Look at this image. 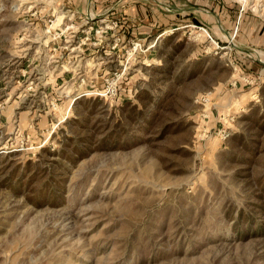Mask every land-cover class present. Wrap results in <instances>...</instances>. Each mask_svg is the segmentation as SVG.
Instances as JSON below:
<instances>
[{
  "label": "rangeland",
  "instance_id": "374dc122",
  "mask_svg": "<svg viewBox=\"0 0 264 264\" xmlns=\"http://www.w3.org/2000/svg\"><path fill=\"white\" fill-rule=\"evenodd\" d=\"M76 3L0 0V264H264V45L186 27L81 53ZM223 3L264 23V0ZM69 136L111 148L73 164Z\"/></svg>",
  "mask_w": 264,
  "mask_h": 264
},
{
  "label": "crops",
  "instance_id": "0c3cea01",
  "mask_svg": "<svg viewBox=\"0 0 264 264\" xmlns=\"http://www.w3.org/2000/svg\"><path fill=\"white\" fill-rule=\"evenodd\" d=\"M223 1L75 0V8L80 14L77 16L79 20V16L85 14L95 15L96 24L102 17L117 18L121 23L119 31L126 36L161 37L170 30L177 32L191 24H198L207 27L216 40L223 41L237 31H246L255 33L253 40H258L259 44L255 42L257 48L264 45V23L246 13L234 11L233 5H225ZM254 60V69H260L259 66H262L264 61L257 58Z\"/></svg>",
  "mask_w": 264,
  "mask_h": 264
},
{
  "label": "built area",
  "instance_id": "2783aa9c",
  "mask_svg": "<svg viewBox=\"0 0 264 264\" xmlns=\"http://www.w3.org/2000/svg\"><path fill=\"white\" fill-rule=\"evenodd\" d=\"M75 15V14H73ZM80 15V14H79ZM67 16V15H65ZM80 19L82 20L81 23H71V24H66V26H64V33L66 31H71L75 33H79L82 32L83 34V39H81L80 41H78V46H74V49H77L78 51H82L81 53H84V46L86 45L87 41L90 39L89 34L90 33H94L95 35H100L103 36V34L107 33L109 34L110 37H112L113 40V44H112V48H118L119 49V45L120 42H123L126 39V35L122 34V32L119 31L121 23L117 18H106V17H102L99 18L98 20V24H96V16L92 15V14H88L85 16L81 15L79 16ZM69 19L73 20V16H70ZM64 25V24H62ZM58 27H61V24H59L56 27H53L52 25H50V27H48L46 29V32L49 34L48 37L45 39V47L48 49L49 52L54 51L57 52L58 49H61V45H57L56 43H53L54 41L50 40V39H56V36H51L50 33L52 31H54L55 33H59L60 31L57 30ZM189 27H191L190 29V33L192 34V32L194 31V29H200L202 30V32H204L206 34V36L211 39L213 41V43H215L217 45V47L219 48V42L217 40L214 39V37L211 35V33L209 32V30L207 29V27L203 26V25H198V24H191ZM76 28V30H74ZM62 31V32H63ZM60 32V33H62ZM52 37V38H51ZM92 38H95V36H92ZM123 39V40H121ZM144 40V39H143ZM101 41H95L92 44V46H98ZM142 42L140 40L132 41V48H133V52H137L138 50H142ZM150 47V46H149ZM152 47V46H151ZM66 48V47H65ZM147 48V47H146ZM122 51L124 53L125 48L124 46H122ZM143 51V50H142ZM132 54V53H131ZM131 54H129L124 62V64L122 65V69H118L117 71L114 72L113 76L106 78V85L103 89L98 90L97 94L100 96H108L111 99H116L121 95L122 89H121V81H123V79L126 77V71L128 69V63L130 61V56ZM85 92H83L80 95H84ZM79 95V96H80ZM203 96V95H202ZM207 97V96H205ZM208 100L210 99V95L208 96ZM203 99V97L201 98ZM60 124V122L56 123V127H58V125ZM217 135H220V137L222 138H226L228 136V133L226 130H219ZM48 140H46L45 142L47 143ZM44 142V143H45ZM43 144H40L39 146H43Z\"/></svg>",
  "mask_w": 264,
  "mask_h": 264
},
{
  "label": "trees",
  "instance_id": "16d2710c",
  "mask_svg": "<svg viewBox=\"0 0 264 264\" xmlns=\"http://www.w3.org/2000/svg\"><path fill=\"white\" fill-rule=\"evenodd\" d=\"M67 140L69 143L66 146H72V154L66 152L67 150L65 145H62L59 153L64 154V157L73 164H76L79 160L89 156L95 150H104L111 148L110 146H106V144H104L105 139L95 140L93 136H90L89 138L69 136L67 137ZM114 147L117 148L119 147V145H116Z\"/></svg>",
  "mask_w": 264,
  "mask_h": 264
}]
</instances>
